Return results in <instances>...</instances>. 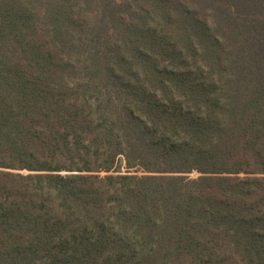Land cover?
<instances>
[{"label":"trees","instance_id":"16d2710c","mask_svg":"<svg viewBox=\"0 0 264 264\" xmlns=\"http://www.w3.org/2000/svg\"><path fill=\"white\" fill-rule=\"evenodd\" d=\"M0 264H264V0H0Z\"/></svg>","mask_w":264,"mask_h":264},{"label":"rangeland","instance_id":"374dc122","mask_svg":"<svg viewBox=\"0 0 264 264\" xmlns=\"http://www.w3.org/2000/svg\"><path fill=\"white\" fill-rule=\"evenodd\" d=\"M116 169H117V170H121V171H123V172L125 171L126 168L124 167V163H123V161H119V162H118ZM190 175H191V176H196L197 173H196V172H192Z\"/></svg>","mask_w":264,"mask_h":264}]
</instances>
